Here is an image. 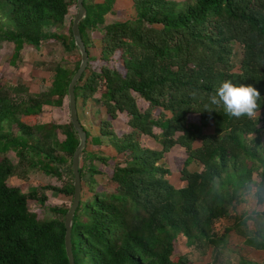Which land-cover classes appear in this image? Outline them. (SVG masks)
I'll return each mask as SVG.
<instances>
[{"label": "trees", "instance_id": "trees-1", "mask_svg": "<svg viewBox=\"0 0 264 264\" xmlns=\"http://www.w3.org/2000/svg\"><path fill=\"white\" fill-rule=\"evenodd\" d=\"M4 3L11 12L6 7L9 16L0 18V44L14 46L11 61L45 41L60 44L69 55L66 62L53 64L51 87L42 93L29 94L24 85L10 89L0 78V264H69L65 215L74 196L72 159L80 137L71 119H40L48 108L52 114L64 106L80 69L82 53L72 31L79 3L0 0V8ZM84 4L87 16L80 28L90 61L77 97L88 146L71 236L75 263L194 264L180 252L178 238L183 236L190 248L214 249L212 264H229L223 256L234 231L244 235L248 247L264 252V210L238 213L251 193L256 204H264V145L257 137L259 124L264 125V0H133L136 18L109 24L106 16L115 11L116 0ZM74 6L78 11L62 32ZM50 25L60 31L48 36ZM90 32L99 34L95 55ZM236 45L242 48L238 63ZM225 80L260 92L255 119L231 117L222 107L205 110L209 95ZM23 95L26 99L19 101ZM81 99L85 109L95 112L96 134L81 116ZM124 114L128 119L117 128ZM143 137L160 141L161 147L144 145ZM176 146L187 155L182 187L173 185L166 163ZM194 160L204 168L190 170ZM65 163L71 166V179ZM30 170L56 176L59 184L25 192L10 181L14 174L26 178ZM97 174L113 190L99 184ZM86 186L92 195L84 198ZM56 194L70 201L48 205ZM33 203L45 213L32 209ZM228 217L236 222L220 234L218 225Z\"/></svg>", "mask_w": 264, "mask_h": 264}, {"label": "rangeland", "instance_id": "rangeland-1", "mask_svg": "<svg viewBox=\"0 0 264 264\" xmlns=\"http://www.w3.org/2000/svg\"><path fill=\"white\" fill-rule=\"evenodd\" d=\"M133 0H120L119 4L115 8L114 12H111L107 15V23H112L114 21H120V20H127V19H135L136 18V11L132 4ZM7 9L11 12V8L6 6V3H4L1 8L0 12H3V14L0 15V18L4 19V16L7 18ZM77 6H74L71 8V14L68 17L67 25L65 27V30L63 28L62 32L68 31V25L75 13H77L78 9ZM10 14V13H9ZM9 16V15H8ZM59 32L57 28L54 27V25H50L48 28V32L46 34L50 36L52 33ZM90 39L92 40L91 43V49L93 51V55H95V46L98 42L99 34H95L93 32H90L89 34ZM14 49V46L10 44L9 42H4L3 44H0V50L5 56V61L3 63H0V78H3L4 82L7 83L9 88H16L17 85H24L29 89V94H39L44 91H47L52 84L54 72L53 68L55 63H62V60L65 56L69 55L68 52L64 51L60 44H57L55 42L49 41L44 42L39 49H35L33 47H26L22 51V57L18 59L15 63L11 61V54ZM236 58L234 60L235 63H238L241 59L242 54V48L239 45H236ZM71 53H78L77 50L71 52ZM63 62H66L63 60ZM66 68L73 70L74 65L71 63H63ZM26 95H23L20 97L19 101L21 99H26ZM142 109H146L147 104L143 106L144 104L140 102L139 104ZM80 111L81 116H85L86 125L90 128L91 132L93 134H96V124L92 123L91 116L95 115V112L92 111L91 108L83 106L82 99L80 100ZM105 111V109L103 110ZM100 113H102V110H100ZM159 110H156V115H158ZM99 115V111H98ZM107 117V115H105ZM54 120L56 122H68L70 120V109H69V99L66 98L65 104L62 108H54L52 110H46L44 115L41 117V121L46 120ZM127 115H120L119 120L115 122L116 127H122L123 124H125L127 120ZM260 132L258 134V139L261 141V143L264 145V125L262 123L259 124ZM60 139H64L65 136L60 133L59 135ZM256 137V136H254ZM106 141V139H105ZM143 144L146 146L151 147H161L160 141L150 139L147 137H143ZM201 144V143H198ZM198 147V145H197ZM92 149V148H91ZM184 148L180 146L173 147L169 153L167 154V165L171 168V171L173 172V175L170 177L171 182L176 187H182L185 183L181 180V169L185 166V161L187 159L186 153L183 151ZM84 160L86 161V155L84 154ZM11 159L14 161H17L16 155L12 152L11 153ZM84 160H82L84 162ZM98 163V162H97ZM103 165H100L99 167H102ZM189 169L194 170H202L204 168V165L200 163L197 160L191 161L189 164ZM63 170L68 174L69 178L71 179V166L69 163H65L63 165ZM111 171L107 170V175L110 176ZM85 180H89L90 174L85 175ZM96 178L99 184L103 186H107L109 190H113L111 182L104 177L103 175L97 174ZM10 181L12 184H19L23 187V191L28 192L30 187L34 186H42L47 183L53 182L59 184V180H57L56 176L46 174L42 170H30L27 178H20L18 174H14L10 177ZM50 193V192H49ZM92 193L89 191V187H85L84 191V198L91 197ZM246 202L240 203L238 206V213L239 215L242 214V212H254V211H263L264 210V204L258 205L255 203V199L253 197V193L246 196ZM70 196H66L64 194H56L55 197L51 198L47 201L48 205L52 204H60L61 202H69ZM32 209H39L41 212L45 213V209H43L40 206H37L35 203L31 204ZM83 209L84 206H83ZM82 209V210H83ZM250 214V213H249ZM236 222V218L234 217H228L220 221L218 225V231L220 234L224 233L226 230V227L234 225ZM250 226L253 227V222L249 221ZM179 244H180V252L184 255H187L189 259L194 264H212L214 261V249L209 248L205 253H202L199 250H196L194 248H190L186 245V238L183 236H180L178 238ZM228 249L225 251V254L223 256V260L228 262L229 264H242L241 260H245L248 264H264V252L254 250L250 247H248L245 244V237L243 234L237 233V231H234L231 235V238L229 240Z\"/></svg>", "mask_w": 264, "mask_h": 264}, {"label": "water", "instance_id": "water-1", "mask_svg": "<svg viewBox=\"0 0 264 264\" xmlns=\"http://www.w3.org/2000/svg\"><path fill=\"white\" fill-rule=\"evenodd\" d=\"M79 3V11L77 16L74 17L72 31L75 40V45L78 46L79 50L82 53V63L77 74L74 75L68 89V99H69V109H70V119L73 123L75 131H77L80 137V145L77 151L73 154L72 159V168L74 174V196L72 204L65 215V245L66 252L69 259V264H77L75 263V258L73 255V245H72V229H73V219L75 212H77L81 201H82V193H83V177L81 173V165L84 155V150H86L88 146V132L80 119L79 108H78V97H77V86L79 82L82 80L86 69L89 65L90 57L84 43V39L81 33L80 23L83 18L87 16V8L84 4V0H78Z\"/></svg>", "mask_w": 264, "mask_h": 264}, {"label": "clouds", "instance_id": "clouds-1", "mask_svg": "<svg viewBox=\"0 0 264 264\" xmlns=\"http://www.w3.org/2000/svg\"><path fill=\"white\" fill-rule=\"evenodd\" d=\"M260 100V92L252 85H237L225 80L217 87L214 94L209 95L208 103L204 107L208 111L214 110L213 106L222 107L231 117L255 119L261 108Z\"/></svg>", "mask_w": 264, "mask_h": 264}, {"label": "crops", "instance_id": "crops-1", "mask_svg": "<svg viewBox=\"0 0 264 264\" xmlns=\"http://www.w3.org/2000/svg\"><path fill=\"white\" fill-rule=\"evenodd\" d=\"M96 1H102V0H96ZM119 1H120V0H116L115 8H116L117 5L119 4ZM109 14H110V13H109ZM107 15H108V14H107ZM106 22H107V16H106ZM99 148L102 150L103 147H100V146H99ZM18 176H19V175H18ZM19 177H20V176H19ZM20 178L24 179L25 177H22V176H21ZM26 178H27V177H26ZM17 185H19V184H17Z\"/></svg>", "mask_w": 264, "mask_h": 264}]
</instances>
